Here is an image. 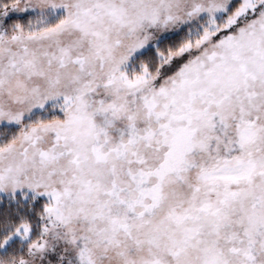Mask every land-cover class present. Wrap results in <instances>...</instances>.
<instances>
[{"label":"snow or ice","instance_id":"6c2138e0","mask_svg":"<svg viewBox=\"0 0 264 264\" xmlns=\"http://www.w3.org/2000/svg\"><path fill=\"white\" fill-rule=\"evenodd\" d=\"M0 264H264V0H0Z\"/></svg>","mask_w":264,"mask_h":264}]
</instances>
